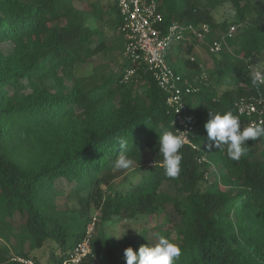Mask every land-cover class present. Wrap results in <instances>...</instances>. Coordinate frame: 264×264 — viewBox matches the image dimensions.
<instances>
[{"label": "trees", "instance_id": "obj_1", "mask_svg": "<svg viewBox=\"0 0 264 264\" xmlns=\"http://www.w3.org/2000/svg\"><path fill=\"white\" fill-rule=\"evenodd\" d=\"M225 2L234 17L219 21L214 12ZM159 9L163 32L174 23H207L206 42L237 26L229 49L210 53L214 66L208 74L195 48L209 50L197 37L185 33L177 52L178 42L169 44V64L194 88L185 101L196 147L184 144L176 178L165 175L159 152V133L177 130L174 112L149 71L140 68L138 76L123 80L134 64L124 53L115 3L0 0V264H20L15 256L41 264L30 253L46 244L56 250L49 264H60L84 237L91 209H98L103 222L167 211L168 221L157 233L181 247L175 264H264V138L248 139L236 161L226 145L217 151L207 147L205 127L210 111H231L246 128L248 116L237 103L264 98V86L258 91L251 82V66L264 53V0H160ZM107 25L117 40L109 38ZM5 43L12 46L7 51ZM114 49L126 57L119 71L73 74ZM119 137L129 141L133 161L122 173L114 167ZM151 155L154 164L148 165ZM60 196L77 201L73 215L59 207ZM18 216L24 222L16 228ZM73 216L77 228L69 223ZM130 246L137 250L133 241L110 247L94 236L95 257L82 264H126Z\"/></svg>", "mask_w": 264, "mask_h": 264}, {"label": "built area", "instance_id": "obj_2", "mask_svg": "<svg viewBox=\"0 0 264 264\" xmlns=\"http://www.w3.org/2000/svg\"><path fill=\"white\" fill-rule=\"evenodd\" d=\"M115 3L122 19V30L125 36V55L134 64L124 72V81H130L139 75L138 69L143 68L152 74L159 87L167 93V101L175 115V123L178 124L176 132H183L185 144H192L190 135L194 125V118L190 114L185 96L194 91L192 83L183 79L175 72L167 60V51L172 39L176 42L182 40L185 33L189 32L207 45L211 54L229 49V38L233 37L237 26L231 25L219 38L212 42H206V35L210 34L211 27L207 23L199 25L181 26L179 23L171 25L167 32L160 27L162 14L160 12V0H107ZM253 70L254 67L251 66ZM205 78V76H203ZM198 80V78H196ZM240 114L248 116V124H264V98L255 97L243 99L237 103ZM179 111V112H178ZM202 160H206L203 158ZM150 164H154L151 161ZM97 215L87 225L82 240L78 241L70 255L60 264H82L89 257H95L92 247V239L97 225ZM13 260L20 264H37L33 259L23 256H15Z\"/></svg>", "mask_w": 264, "mask_h": 264}, {"label": "clouds", "instance_id": "obj_3", "mask_svg": "<svg viewBox=\"0 0 264 264\" xmlns=\"http://www.w3.org/2000/svg\"><path fill=\"white\" fill-rule=\"evenodd\" d=\"M251 82L259 91L264 86V71L253 70ZM209 117L205 125L207 138L210 142L209 147L221 148L226 145L227 155L232 160L238 161L246 153L248 139L264 138V124L250 125L242 129L238 117L231 111L224 113L210 111ZM183 134V132L171 130L159 133V152L163 156L165 175L169 178H176L181 172L183 160L181 149L185 144ZM117 143L121 151L114 162V167L126 170L133 163L127 155L129 141L124 137H119ZM119 231L120 225L115 223H110L106 229L108 238H122L124 235H119ZM181 254L182 249L179 244L164 236H159L158 242L154 245L150 243L142 245L138 251L130 246L124 251L126 264H175Z\"/></svg>", "mask_w": 264, "mask_h": 264}, {"label": "rangeland", "instance_id": "obj_4", "mask_svg": "<svg viewBox=\"0 0 264 264\" xmlns=\"http://www.w3.org/2000/svg\"><path fill=\"white\" fill-rule=\"evenodd\" d=\"M103 2H107V0H103ZM84 7V6H83ZM215 18L219 21H223L225 19L232 20L234 17V11L231 7V5L227 2L223 3L220 5L217 10L214 12ZM100 27L102 26L101 22H96ZM107 31H108V36L110 39L117 40L119 35L118 33L111 32L109 26L107 25ZM110 41V40H109ZM181 42L179 41L176 44V52L180 51L181 49ZM10 43H5L2 45V48H4L6 51L11 48ZM196 59L200 62L204 73L208 74L209 69L214 66V60L213 56L210 55V52H207L204 47H202L201 44L196 45ZM125 55L120 49H114L110 52H107L106 54L100 53L97 55L92 61H90L87 64L82 65L81 67L75 69L73 71V74L75 75H80L83 74L85 76H88L92 73H94L97 69L99 71H104V72H117L120 70L122 65L125 62ZM254 69H259L264 71V53L260 55V58L258 61L252 65ZM69 83V81H68ZM227 86H222L220 87V90L223 91ZM26 91L29 90L28 85H26ZM208 148L209 144L207 145ZM217 151V147L212 146L211 150ZM154 156H147L146 162L148 165H151L150 162L153 160ZM212 166L217 169V165H215L214 162H212ZM133 168V163L132 165L126 169V170H120L119 173H122V171H129L130 169ZM221 174V173H220ZM59 186H64L62 182L58 183ZM172 189L175 191V187L172 184ZM67 196L63 197H58L56 199L59 207L63 210H67L68 214L73 215V211L77 210L79 208V204L77 203L76 200H70L69 202L67 201ZM170 209V208H169ZM97 215L98 221L95 229V238L102 239L104 240L110 247H118V248H125L127 244L130 241L135 242L136 249L138 251L139 247L142 245H147V244H155L158 242V237L159 234L157 231H160L164 227V225L168 221V213L167 211L163 209L156 210L153 213H148V214H139L136 216H128L126 214H121L118 216L113 217L109 221L103 222L100 219V213L98 209H91L89 216L93 217ZM24 222L23 217L18 216L16 219H14V225L16 228ZM71 222V226L73 228L79 227L78 222H77V216H73L72 220L70 219L69 223ZM110 223H115L120 225V231L119 235H124L120 239H116L115 237H110L108 238V234L106 232V229ZM80 227V230H84L86 227L85 223H83ZM175 237V235H174ZM14 241V240H13ZM28 246V243L26 244ZM56 251L54 244L51 245H45L42 248H36L33 250L32 253H30L31 257L34 259H38L41 264H49L51 255L52 253Z\"/></svg>", "mask_w": 264, "mask_h": 264}]
</instances>
